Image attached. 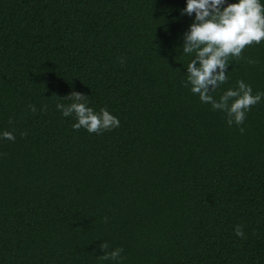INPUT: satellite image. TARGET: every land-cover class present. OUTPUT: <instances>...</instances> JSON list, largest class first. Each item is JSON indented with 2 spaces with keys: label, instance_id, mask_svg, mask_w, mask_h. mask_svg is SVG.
Masks as SVG:
<instances>
[{
  "label": "trees",
  "instance_id": "obj_1",
  "mask_svg": "<svg viewBox=\"0 0 264 264\" xmlns=\"http://www.w3.org/2000/svg\"><path fill=\"white\" fill-rule=\"evenodd\" d=\"M184 7L0 0V264H264V99L229 126L191 93ZM229 63L215 99L264 92V41ZM73 91L120 126L74 130Z\"/></svg>",
  "mask_w": 264,
  "mask_h": 264
},
{
  "label": "clouds",
  "instance_id": "obj_2",
  "mask_svg": "<svg viewBox=\"0 0 264 264\" xmlns=\"http://www.w3.org/2000/svg\"><path fill=\"white\" fill-rule=\"evenodd\" d=\"M181 15L192 18L182 34L181 45V54L191 57L185 69L191 93L198 95L202 104L211 105L212 110L226 113L229 126L242 125L251 107L264 99V92L253 94L250 84L238 80L236 87L227 88L219 99L213 94L228 80L230 58H242L246 46L264 41V0H185ZM63 100L69 103H58L56 108L64 117L74 115V130L83 128L89 134L99 135L120 126L119 118L106 108L97 112L88 106L83 93L70 92ZM240 130L243 132V128ZM0 139L14 141L15 136L4 131L0 132ZM234 232L237 237L245 236L239 225ZM100 248L101 259L119 264L121 248L104 251L108 248L106 243Z\"/></svg>",
  "mask_w": 264,
  "mask_h": 264
}]
</instances>
